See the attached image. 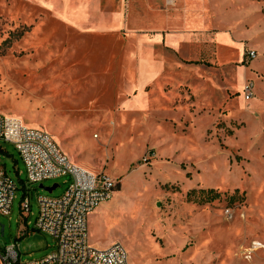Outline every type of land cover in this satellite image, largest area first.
<instances>
[{"label": "rangeland", "instance_id": "374dc122", "mask_svg": "<svg viewBox=\"0 0 264 264\" xmlns=\"http://www.w3.org/2000/svg\"><path fill=\"white\" fill-rule=\"evenodd\" d=\"M206 2L207 50L198 69H170L149 82L144 105L130 91L134 69L125 55L135 48L122 46L126 31L67 30L36 3L0 0L7 111L60 121V82L68 86L61 98L75 134L54 141L117 184L88 218V242L100 250L121 243L129 264H264V0ZM217 33L231 42L219 45ZM184 50L179 59L192 64ZM246 81L253 83L247 101ZM0 148V165L17 188L10 214H0V251L27 227L17 240L19 260L40 259L54 241L33 230L37 196L61 195L69 178L28 183L14 146L0 141ZM25 197L29 210L19 221Z\"/></svg>", "mask_w": 264, "mask_h": 264}, {"label": "built area", "instance_id": "2783aa9c", "mask_svg": "<svg viewBox=\"0 0 264 264\" xmlns=\"http://www.w3.org/2000/svg\"><path fill=\"white\" fill-rule=\"evenodd\" d=\"M254 59L256 52L247 51ZM243 99L253 95V83L246 81L242 88ZM0 141L11 143L21 158L28 183L67 176V186L59 196L38 195L37 214L33 230L49 235L53 250L40 259L21 262L18 239L28 232L21 231L16 240L0 251V264H129L124 246L117 242L105 249H96L88 242L87 217L97 206L112 197L117 184L110 176L98 175L73 163L60 150L46 131L25 125L16 116L0 112ZM16 185L0 165V214L8 215L15 196ZM28 197L20 204L23 220L29 210ZM27 216V215H26Z\"/></svg>", "mask_w": 264, "mask_h": 264}, {"label": "crops", "instance_id": "0c3cea01", "mask_svg": "<svg viewBox=\"0 0 264 264\" xmlns=\"http://www.w3.org/2000/svg\"><path fill=\"white\" fill-rule=\"evenodd\" d=\"M28 1L36 3L44 9L51 10L53 16L60 20V26L67 30L95 32L107 30L111 33L119 30L126 31L127 36L119 38L122 46L135 48L134 53L128 52V49L125 55L126 61L131 63L134 69L133 78L135 80L134 83L130 84V91H136L137 89V93H141L137 102L144 105L147 102L145 85L158 78L162 79L161 76H164L165 72H168V75L170 69L174 71L175 69H198V63L200 62L198 59L202 52L207 50L208 10L204 8L207 4L206 0ZM149 30L153 33L151 39L142 37L144 32ZM215 41L224 46L225 43H230L231 39L227 35L217 33ZM148 47H160L162 53L156 55ZM183 47L186 56L191 58L189 62L192 61V64L195 65L182 64L177 53ZM193 56L198 58H193ZM61 74L62 77L66 76L65 72ZM66 74L68 77H73L72 73L67 72ZM184 84L189 86L188 82ZM66 88L68 86L60 82V121H33V119L27 121L28 118L23 117L21 119L17 115L15 116L20 118L25 125L46 131L53 139L56 136H62L63 133V135L75 134V122L65 121L67 109L63 103L65 99L61 98V94H63L61 91ZM7 98L6 95L0 94V102H2L0 112L10 114L5 105ZM12 99L14 100V98ZM52 126H56V130L53 131ZM62 150L73 163L88 171L98 172L100 168L98 164L95 163L96 165L93 166L82 165L80 159L66 147H63ZM96 209L88 214L87 220L92 217Z\"/></svg>", "mask_w": 264, "mask_h": 264}, {"label": "water", "instance_id": "95a60500", "mask_svg": "<svg viewBox=\"0 0 264 264\" xmlns=\"http://www.w3.org/2000/svg\"><path fill=\"white\" fill-rule=\"evenodd\" d=\"M39 188H43L44 190L51 192L54 188L57 187V184H52L51 186H43L42 184L38 185ZM3 233V225L0 224V234Z\"/></svg>", "mask_w": 264, "mask_h": 264}, {"label": "bare ground", "instance_id": "6f19581e", "mask_svg": "<svg viewBox=\"0 0 264 264\" xmlns=\"http://www.w3.org/2000/svg\"><path fill=\"white\" fill-rule=\"evenodd\" d=\"M68 16H69V15H68ZM255 244H257L259 247H261L259 243L256 242Z\"/></svg>", "mask_w": 264, "mask_h": 264}, {"label": "trees", "instance_id": "16d2710c", "mask_svg": "<svg viewBox=\"0 0 264 264\" xmlns=\"http://www.w3.org/2000/svg\"><path fill=\"white\" fill-rule=\"evenodd\" d=\"M208 192H212V190H209Z\"/></svg>", "mask_w": 264, "mask_h": 264}]
</instances>
